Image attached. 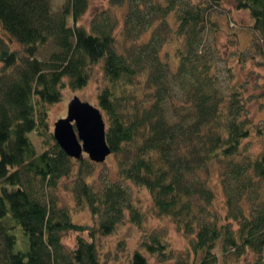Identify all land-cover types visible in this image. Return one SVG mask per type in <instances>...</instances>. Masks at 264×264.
I'll list each match as a JSON object with an SVG mask.
<instances>
[{"label": "trees", "instance_id": "obj_1", "mask_svg": "<svg viewBox=\"0 0 264 264\" xmlns=\"http://www.w3.org/2000/svg\"><path fill=\"white\" fill-rule=\"evenodd\" d=\"M107 1L124 4L119 30L107 7L86 26L78 22L87 0H0V264H100L95 235L124 217L140 229L126 264H149L141 248L158 264H232L245 252L248 264H264V147L246 142L251 128L263 129L247 114L245 80L228 63L226 83L217 76L205 28H218L211 13L221 0ZM232 1L248 11V56L264 54V0ZM171 39L174 50L161 51ZM95 63L117 175L148 189L155 213L187 237L183 249H172L163 231L143 229V212L117 176L88 180L93 160L67 154L47 127V104L63 86L83 85ZM72 171L74 203L87 206L90 222L73 220L55 193ZM67 229L75 230L71 245L62 240Z\"/></svg>", "mask_w": 264, "mask_h": 264}, {"label": "rangeland", "instance_id": "obj_2", "mask_svg": "<svg viewBox=\"0 0 264 264\" xmlns=\"http://www.w3.org/2000/svg\"><path fill=\"white\" fill-rule=\"evenodd\" d=\"M62 0H50L51 7L57 6ZM107 7L112 10L119 20L117 22V30L120 28V17L124 4H108L107 0H87L86 8L79 14L78 22H81L85 26L88 23L90 14L97 11V9ZM211 13L215 20L219 23L217 29L208 26L205 28L208 37L215 39L217 47V56L215 58L214 66H217V76L221 84L226 83L225 70L222 68L228 63L232 66L233 74L237 80H245V92H252L248 94L247 99V114L254 120L255 125H259L263 129L261 132H257L256 129H250L251 132L246 137V142L251 150L256 151L264 147V54L255 52L254 55H249L250 47V35L247 32V26L250 23L248 11L243 7H236L232 0H221V2L214 7ZM0 32L5 36V31L0 26ZM174 39L164 42L162 50L171 53L174 50ZM10 45H18L15 41H9ZM46 45H41L40 49L44 50ZM238 51H242L238 54ZM167 54V53H165ZM241 60L239 62L241 57ZM224 70V71H223ZM103 81V77L100 71L99 63H95L90 71V74L85 83L78 88H71L70 86H63L60 91V96L57 100L49 102L47 104V127L51 130L52 122L58 117V115L64 114L66 109V101L72 95L76 93L80 97L87 99L96 104V90ZM104 116V115H103ZM29 137L33 140L35 148L38 149L39 139L35 134L34 129H29ZM82 155H86V151L82 150ZM76 165V162H75ZM91 171L86 175L87 179L92 181L93 184L98 185L100 182L105 181V178H115L121 180L126 190L129 193V199L141 209L143 216L141 223L143 229H157V231H163L172 249H183L185 245L189 246V242L184 233L180 232L170 219L168 215L164 213L157 214L152 208V200L148 189L144 185L135 184L130 179L120 178L117 175L116 158L113 153L108 152L104 155L103 160H94L91 164ZM74 171L68 175H61L59 183L56 186L55 193L60 204L64 203L69 207V212L72 219L78 221H91L90 213L86 205H75L73 199V192H71L70 184ZM209 184L214 190V201L222 210V191L219 185L216 171L213 169L210 173ZM86 230V228H85ZM85 230L82 232L85 234ZM75 230L67 229L62 233V240L65 245H71L74 242ZM140 237L139 226L135 223L123 218L111 231L106 234L95 235V246L98 249V256L100 257V264H126L132 248L137 247L138 239ZM139 247V246H138ZM141 248V247H140ZM147 255L149 264H158L154 254H151L141 248ZM191 254V252H190ZM251 252H245L238 258L231 256L232 264H248L252 259ZM249 259V260H248Z\"/></svg>", "mask_w": 264, "mask_h": 264}, {"label": "water", "instance_id": "obj_3", "mask_svg": "<svg viewBox=\"0 0 264 264\" xmlns=\"http://www.w3.org/2000/svg\"><path fill=\"white\" fill-rule=\"evenodd\" d=\"M65 105V113L52 122L53 138L70 156H79L85 150L90 159L103 160L110 147L99 107L76 93Z\"/></svg>", "mask_w": 264, "mask_h": 264}]
</instances>
